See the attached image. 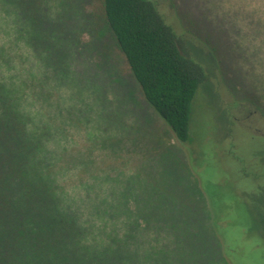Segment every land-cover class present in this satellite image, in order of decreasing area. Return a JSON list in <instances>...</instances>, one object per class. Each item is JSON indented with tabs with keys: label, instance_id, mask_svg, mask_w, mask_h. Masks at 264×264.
Returning <instances> with one entry per match:
<instances>
[{
	"label": "rangeland",
	"instance_id": "rangeland-1",
	"mask_svg": "<svg viewBox=\"0 0 264 264\" xmlns=\"http://www.w3.org/2000/svg\"><path fill=\"white\" fill-rule=\"evenodd\" d=\"M63 1L66 11L71 0ZM154 1L176 29L183 53L208 77L193 102L192 141L175 137L138 85L103 80L90 63L98 55L70 61L61 82L72 107L94 137L115 142L113 155L96 172H124L106 184V175L99 176L76 197L88 239L114 245L118 264H264V186L242 174L249 164L251 174L264 172L258 168L260 161L264 164V0ZM74 3L97 18L92 25L97 23L98 34L104 32L110 42V61L130 82L101 0ZM92 37L88 32L83 39ZM126 88L143 106L134 104ZM130 115L137 119L123 124ZM122 131L130 141L115 139ZM84 172V167L69 168L57 178L85 181ZM147 172H154L150 181ZM78 185L83 184H68V189ZM201 193L207 213L193 207Z\"/></svg>",
	"mask_w": 264,
	"mask_h": 264
},
{
	"label": "trees",
	"instance_id": "trees-1",
	"mask_svg": "<svg viewBox=\"0 0 264 264\" xmlns=\"http://www.w3.org/2000/svg\"><path fill=\"white\" fill-rule=\"evenodd\" d=\"M74 1L64 11L63 0H0V264L119 262H114V245L88 239L81 207L74 203L84 185H94L99 176L106 175V184L124 174L96 172L113 155L115 142L94 137L91 125L72 107L61 77L76 56L98 55L100 59L90 63L102 72L103 80L138 85L175 137L183 143L192 141L193 102L208 77L183 53L176 29L157 3L101 0L102 16L132 75L128 82L110 61L111 46L104 32L98 34L97 23L92 25L97 18ZM88 32L93 37L87 41L83 38ZM127 92L134 104L143 106L133 90ZM134 119L130 115L123 124ZM119 136L118 142L130 141L124 131ZM262 164L258 168H264ZM78 167L85 168L81 176L88 181L74 178L64 183L57 178L65 169ZM251 168L244 166L242 174L257 177L264 186V172L253 175ZM153 175L147 172L146 179ZM80 182L82 186L68 189V184ZM180 200L187 202L184 196ZM196 200L193 207L207 213L203 194Z\"/></svg>",
	"mask_w": 264,
	"mask_h": 264
}]
</instances>
